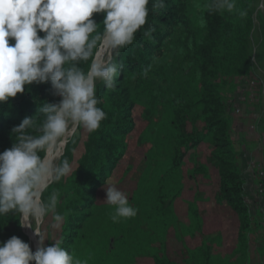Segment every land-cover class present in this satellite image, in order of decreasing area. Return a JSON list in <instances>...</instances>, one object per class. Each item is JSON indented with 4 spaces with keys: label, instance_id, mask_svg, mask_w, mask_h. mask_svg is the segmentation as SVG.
Segmentation results:
<instances>
[{
    "label": "trees",
    "instance_id": "1",
    "mask_svg": "<svg viewBox=\"0 0 264 264\" xmlns=\"http://www.w3.org/2000/svg\"><path fill=\"white\" fill-rule=\"evenodd\" d=\"M195 1L164 0L157 10L150 2L148 23L115 57L116 87L97 82L107 118L63 153L76 169L44 193H59L64 216L59 229L53 221L44 228L46 246L61 240L88 264H264V192L253 212L225 106L252 76V32L264 43V15L260 0H236L232 12L206 0L199 13ZM49 87L30 85L0 105V152L16 142L11 129L25 116L39 125L42 105L58 101ZM109 184L128 194L135 217L112 221ZM18 220L19 213L0 216V242L16 235L28 243Z\"/></svg>",
    "mask_w": 264,
    "mask_h": 264
},
{
    "label": "clouds",
    "instance_id": "2",
    "mask_svg": "<svg viewBox=\"0 0 264 264\" xmlns=\"http://www.w3.org/2000/svg\"><path fill=\"white\" fill-rule=\"evenodd\" d=\"M150 2L152 10L164 7V0H0V105L33 84H48L59 97L42 105L39 125L25 116L14 126L16 142L0 152V216L19 213V225L38 237L35 251L16 235L0 242V264H88L61 240L45 245L42 225L51 218L59 229L64 216L57 211L59 193L54 189L47 199L44 193L76 169L63 155L67 146L81 131L95 133L107 118L98 106L97 82L116 87L115 57L148 23ZM213 6L232 12L236 0H213ZM96 15H102L100 23ZM153 30L149 25L144 35ZM104 191L114 223L137 215L126 192L115 184Z\"/></svg>",
    "mask_w": 264,
    "mask_h": 264
},
{
    "label": "rangeland",
    "instance_id": "3",
    "mask_svg": "<svg viewBox=\"0 0 264 264\" xmlns=\"http://www.w3.org/2000/svg\"><path fill=\"white\" fill-rule=\"evenodd\" d=\"M205 4L206 0H196V13L202 11ZM257 9L264 15V0H260ZM249 53L252 76L239 85L225 106L232 118L229 125L231 134L239 139L242 146L239 158L242 175L246 180L244 193L254 212L256 208L254 200H258V207L261 210L263 208L258 183L260 171L264 172V43L257 29L252 32ZM84 133L82 131L80 135ZM82 140L83 137L78 142L76 156L81 151ZM180 252L182 248L175 247L172 257L179 258Z\"/></svg>",
    "mask_w": 264,
    "mask_h": 264
},
{
    "label": "built area",
    "instance_id": "4",
    "mask_svg": "<svg viewBox=\"0 0 264 264\" xmlns=\"http://www.w3.org/2000/svg\"><path fill=\"white\" fill-rule=\"evenodd\" d=\"M255 168H256V166H255ZM258 169H259V167H258ZM259 177H260L261 182H264V172L260 171V173H259ZM263 187H264V186H263L261 183L258 185V188H259L258 191H259L260 193H263ZM22 231H23V233L27 236V238H28V243H29L30 247H32V238H33V239H35V238L38 239V237H34V236H33L32 232H31V229L22 228Z\"/></svg>",
    "mask_w": 264,
    "mask_h": 264
},
{
    "label": "crops",
    "instance_id": "5",
    "mask_svg": "<svg viewBox=\"0 0 264 264\" xmlns=\"http://www.w3.org/2000/svg\"><path fill=\"white\" fill-rule=\"evenodd\" d=\"M51 223H52L51 218L47 219V220L45 221L44 225H42V230L44 231V228H45L46 226H48L49 224H51Z\"/></svg>",
    "mask_w": 264,
    "mask_h": 264
},
{
    "label": "bare ground",
    "instance_id": "6",
    "mask_svg": "<svg viewBox=\"0 0 264 264\" xmlns=\"http://www.w3.org/2000/svg\"><path fill=\"white\" fill-rule=\"evenodd\" d=\"M36 240H37V238H35V239L32 238V247L31 248L33 251H35V248H36Z\"/></svg>",
    "mask_w": 264,
    "mask_h": 264
}]
</instances>
